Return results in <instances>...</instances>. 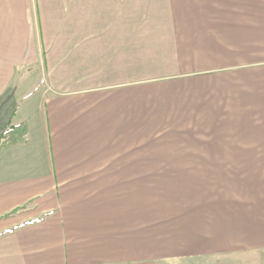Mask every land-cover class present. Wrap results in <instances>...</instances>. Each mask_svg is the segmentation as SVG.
I'll use <instances>...</instances> for the list:
<instances>
[{
  "label": "crops",
  "instance_id": "1",
  "mask_svg": "<svg viewBox=\"0 0 264 264\" xmlns=\"http://www.w3.org/2000/svg\"><path fill=\"white\" fill-rule=\"evenodd\" d=\"M0 264H264V0H0Z\"/></svg>",
  "mask_w": 264,
  "mask_h": 264
},
{
  "label": "rangeland",
  "instance_id": "2",
  "mask_svg": "<svg viewBox=\"0 0 264 264\" xmlns=\"http://www.w3.org/2000/svg\"><path fill=\"white\" fill-rule=\"evenodd\" d=\"M149 171L154 172L150 180V185L155 182L156 184L161 183L164 186L170 185L177 192L173 194V198L183 195L185 199L181 207H173L169 201L160 199L158 195L156 204L164 212H158L157 221L164 220L166 222L160 226L157 224L158 238L163 239L165 235L168 236L169 233L165 232H169L171 228L180 231L184 228V225L190 227L196 226V218L193 217L197 210V170L195 167L184 169H145L142 170V174ZM147 185L144 183L140 186L142 192H144ZM157 193L159 194L160 191L157 190Z\"/></svg>",
  "mask_w": 264,
  "mask_h": 264
}]
</instances>
